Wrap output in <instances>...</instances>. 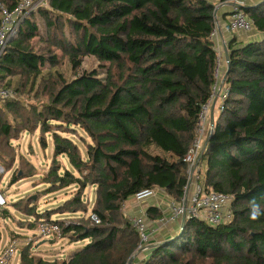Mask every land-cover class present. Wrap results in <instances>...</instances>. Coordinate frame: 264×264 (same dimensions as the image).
I'll return each mask as SVG.
<instances>
[{"label":"trees","instance_id":"obj_1","mask_svg":"<svg viewBox=\"0 0 264 264\" xmlns=\"http://www.w3.org/2000/svg\"><path fill=\"white\" fill-rule=\"evenodd\" d=\"M17 2L0 0L9 10ZM47 3L38 13L46 41L61 51V59L50 48L33 49L30 40L38 27L31 12L0 59V86L16 92V98L0 104V161L12 150L10 139L40 125L42 134L52 133L54 153L45 182L50 190L74 184L77 191L55 211L40 213L31 200L16 203L33 218L25 224L33 229L36 220L53 213L86 212L82 192L87 185L96 187L92 213L100 222L90 216L68 224L54 220L62 237L88 242L69 259L53 260L31 255L25 245L18 264H126L139 236L121 214L122 203L144 188H160L176 200L182 194V159L215 83L218 57L210 37L215 5L208 0ZM242 11L261 37L238 42L233 35L227 43V95L202 155L207 188L233 195V218L218 226L186 220L180 233L152 247L142 264H264V0ZM86 56L98 62L97 69L79 73ZM64 60L73 77L60 71ZM43 94L48 101L38 103ZM70 125L91 140L85 157L58 133ZM59 155L79 176L64 169ZM146 213L162 216L156 207ZM0 214L8 217L4 210Z\"/></svg>","mask_w":264,"mask_h":264},{"label":"rangeland","instance_id":"obj_2","mask_svg":"<svg viewBox=\"0 0 264 264\" xmlns=\"http://www.w3.org/2000/svg\"><path fill=\"white\" fill-rule=\"evenodd\" d=\"M47 4L48 3L39 4L34 9V11H32L33 18L38 27V35L31 39L30 43L34 50L39 49V47L50 48L51 51L57 54L58 59H61V51L54 46L49 45V43L46 41L47 37L45 23L38 13L39 8L47 7ZM251 31L252 30L248 32H240L238 34H248L247 36H250ZM97 63L98 62L93 57L86 56L83 58L77 72L81 73L82 71L97 69ZM59 68L60 71L65 74L66 78L74 76V71L70 68V65L66 60L62 62ZM22 100H24V106L29 109V103L26 100V97L23 96ZM47 101L48 98L46 94H43L42 97L38 99V103ZM2 102L3 100H0V104H2ZM56 123L59 122L51 121L52 126ZM64 129L65 131H59L58 133L62 136L70 138L73 142H75L78 145L81 156L85 157V144L91 142L90 138L78 126L70 125L68 128L62 127V130ZM51 134V132L42 134L40 131V125H38L34 130H23L16 138L9 140L10 148L12 150L9 151L8 154H5L2 162L0 161V192L3 194V197L6 200V204L2 210L8 213V217H4L2 214H0V248L5 246V243L14 234V232L19 233V235H14L19 236L21 239L20 248L26 244V235L28 236L34 233V235L37 236L39 234L35 228H33V231V229L28 228V226L25 224L30 222L29 219H31V216L24 214V211L21 208H19L17 205L15 206L16 203L22 206L25 201L31 200L32 204L37 207V211L40 213H43L47 210L55 211L66 198L71 197L77 191V186L74 184L64 188L50 190L49 184L45 182L46 174L48 173L51 160L54 156ZM42 141H44V144ZM11 155L15 156L13 166L10 169L5 170V164L10 161ZM57 159L64 169H71L75 176H79L76 170L69 166L65 156L59 155ZM203 171L204 161L201 165L202 175ZM13 172L16 174V181L11 184ZM23 172L27 173L28 176H24ZM95 188V185H87L82 192V200L87 206L86 212L78 211L76 213H53L50 216L51 219H64L65 224H68L72 220L76 221L77 218L79 219L82 217H89L94 205ZM150 199H152V197ZM137 204L138 202L134 198L125 200L122 203L120 210L123 217L129 220L130 217L137 215L138 212L134 210ZM178 232L179 231L177 230L175 234ZM64 238L71 242L67 236ZM64 238L57 239L54 242H49L48 239H44L43 242L37 246L36 244L40 238H35L34 241L29 244L31 247L30 253L34 256H46L47 259L50 260L55 259L53 256H57L56 258L58 259H65L66 251H61L62 246L66 243ZM56 241L58 244H55ZM85 241L88 242V239L79 240V244L77 245L74 243L78 241H74L72 246L82 247L85 243H87ZM58 252L61 254V256H59ZM17 260L18 255L13 258L12 264H17Z\"/></svg>","mask_w":264,"mask_h":264},{"label":"built area","instance_id":"obj_3","mask_svg":"<svg viewBox=\"0 0 264 264\" xmlns=\"http://www.w3.org/2000/svg\"><path fill=\"white\" fill-rule=\"evenodd\" d=\"M229 1L233 4L229 19L223 27L215 21L214 28L210 34V37L214 41L218 40L221 30L240 33L248 32L253 29L252 22L242 11V7L246 5V0ZM47 2L48 0H18L15 7L11 10L0 4V59L7 52L9 42L17 35L24 18L34 11L39 4ZM219 69L220 61L217 58L214 73L215 83L212 87L211 95L209 99L201 105L195 128V136L182 159L185 164L186 175V182L182 194L178 200L169 197L165 202V207L169 211L170 221L180 222L183 216L184 222L190 218H195L204 221L210 226H218L231 222L233 218V211L231 208L233 195L207 188L205 176H203L201 172V165L203 162L202 155L206 149L207 139L214 130V126L210 121V108L214 99L219 95L221 102L218 111H220L224 98L227 95V88H222L223 81L219 78ZM13 98H16V92L13 89L0 86V100ZM157 190L159 189L156 187L144 188L132 196L139 203L154 196ZM5 204L6 200L0 192V211ZM145 215L146 214L143 212L129 219L139 236L137 248L139 250L149 247L148 243L152 235V231L146 223ZM89 216L94 223L100 222L96 214L91 212ZM35 229L39 234L35 236L33 233L30 237H27L25 239V245L31 244L35 238L59 239L62 237L61 227L51 218H40L36 220ZM179 231H181L180 228ZM20 242V237L15 235L5 243L4 247L0 248V264H11L12 259L16 255L20 257L22 248H20ZM30 250L31 247L29 248V253ZM141 262L142 260L133 261L131 264H142Z\"/></svg>","mask_w":264,"mask_h":264},{"label":"crops","instance_id":"obj_4","mask_svg":"<svg viewBox=\"0 0 264 264\" xmlns=\"http://www.w3.org/2000/svg\"><path fill=\"white\" fill-rule=\"evenodd\" d=\"M208 1H210L211 3H213L215 5V10H214V16L216 19L215 21L218 22L223 27L229 19L230 11L232 9L233 4L229 0H208ZM262 1L263 0H246V5H252V6L258 5ZM238 33L237 32H227V31L221 30L220 35L218 37V40L214 41V49H215L217 57L220 61V69H219L220 80H222L223 74L226 70V61H225V57H224V50H225V48L228 50L227 43L230 40V38L233 35H236L238 42H246V41L255 40V39L261 37V34L257 33L256 30H254V29H252L250 36H247L248 34L239 35ZM224 84L225 83H223L222 88L225 87ZM220 102H221V99L218 95V97H216L212 103L214 120H216L217 114L219 112L218 108L220 106ZM210 112H211V108H210ZM203 176H205L204 171H203ZM158 189L159 190H157L156 194L154 196H152V199H150L151 197H149V198L145 199L144 201L139 202L137 204L136 208H134V210L136 212H138L137 215L140 213H143V212L146 214L145 215L146 216V219H145L146 223L149 225L150 230L152 231L151 240L148 243L149 247H146V248H143L140 250L139 249L136 250L134 261L144 260L150 254V251L152 248V247H150L151 245H158L160 242H162V241H164L170 237H174L176 231L181 226L179 221H170L169 220V211L165 207V202L167 201L169 196L164 194L162 189H160V188H158ZM132 198H133V196H130L128 199H132ZM148 199H150V200H148ZM147 207L158 208V210H160V212L162 213V216L160 218H156V219L149 217L146 213ZM29 220L31 221V220H33V218L31 217V219H29ZM53 220H56V219H53ZM33 231H34V229H33ZM14 234L19 235V233H17V232H14ZM14 234L10 238H13L15 236ZM31 235H33V233L28 235V236L30 237ZM28 236L26 235V238ZM62 238H64V236L59 238V239H62ZM64 239H65L66 243L62 246L61 251H66V258L65 259H69L70 256L74 252L79 250L81 247L72 246V243H74V242H69L68 239H66V238H64ZM43 240L44 239L38 240V243L36 244V246L40 245V243H42ZM55 240H57V239L56 238L48 239L49 242H54ZM85 242H87V241H85ZM55 244H58V242L56 241ZM74 244H76V245L79 244V241L75 242ZM32 251H34V250H32ZM58 254H59V252H58ZM59 256H61V254H59ZM53 257L56 258L57 256H53ZM19 258L20 257L18 256V260H19ZM44 258L47 259L46 256ZM18 260H17V263H18ZM12 262H13V259H12ZM12 262H11V264H12Z\"/></svg>","mask_w":264,"mask_h":264},{"label":"water","instance_id":"obj_5","mask_svg":"<svg viewBox=\"0 0 264 264\" xmlns=\"http://www.w3.org/2000/svg\"><path fill=\"white\" fill-rule=\"evenodd\" d=\"M224 57H225V61H226V70H225V72H224V74H223V77H222V81H223V83L225 82V79H226V76H227V71H228V61H229V51H228L226 48H225V50H224ZM210 114H211V115H210V121H211V124L214 125L213 106L211 107V112H210ZM180 224H181L180 229L182 230L183 227H184V224H185V222H184V217H183V216L181 217ZM172 239H173V237H170V238H168V239H166V240L160 242L159 244H162V243L168 242V241H170V240H172ZM159 244H158V245H159ZM153 246H156V245H151L150 247H153ZM137 250H138V249H137ZM134 258H135V252H134L133 255L129 258V260L127 261L126 264H131V263L134 261Z\"/></svg>","mask_w":264,"mask_h":264},{"label":"clouds","instance_id":"obj_6","mask_svg":"<svg viewBox=\"0 0 264 264\" xmlns=\"http://www.w3.org/2000/svg\"><path fill=\"white\" fill-rule=\"evenodd\" d=\"M214 122H215V120H214ZM214 126V125H213ZM255 207V206H254ZM258 213L256 212V211H254L253 212V216L255 217V215H257ZM178 231H179V229H178ZM179 233H180V231H179ZM154 247V246H153Z\"/></svg>","mask_w":264,"mask_h":264}]
</instances>
